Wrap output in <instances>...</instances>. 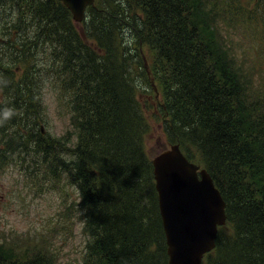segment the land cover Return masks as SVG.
Here are the masks:
<instances>
[{"label":"trees","instance_id":"trees-1","mask_svg":"<svg viewBox=\"0 0 264 264\" xmlns=\"http://www.w3.org/2000/svg\"><path fill=\"white\" fill-rule=\"evenodd\" d=\"M41 72L69 97L60 137L40 127ZM152 120L226 202L203 264H264V0H95L80 24L58 0H0V163L75 190L80 264H169ZM28 237L0 241V264H59Z\"/></svg>","mask_w":264,"mask_h":264},{"label":"rangeland","instance_id":"rangeland-1","mask_svg":"<svg viewBox=\"0 0 264 264\" xmlns=\"http://www.w3.org/2000/svg\"><path fill=\"white\" fill-rule=\"evenodd\" d=\"M40 74L43 81L39 90L44 110L40 127L43 128L45 135L63 136L72 131L69 97L62 94L60 87L50 81L44 72ZM137 83L141 87L145 86L142 87L145 93L138 96V100L142 102L143 99L149 98L151 101L148 92L150 89L143 77H137ZM150 101L152 106L153 103ZM150 124H153V132L147 143L149 153L155 156L154 154H160V151H171L170 146L165 145L164 148L165 134L161 125H156L153 120ZM21 168L0 163V241L4 242L7 239L6 244L11 243L24 248L22 250L27 252L34 249L30 248V243L23 241V237L37 239L36 244L44 249L43 242L39 241L45 239L58 253L59 264H80L86 249V241L76 217L78 212L67 216L65 210L68 205L78 200L75 190L59 192L58 189H53L51 184L34 183L32 177ZM38 178L39 180L37 178L34 180L43 182L40 177Z\"/></svg>","mask_w":264,"mask_h":264},{"label":"water","instance_id":"water-1","mask_svg":"<svg viewBox=\"0 0 264 264\" xmlns=\"http://www.w3.org/2000/svg\"><path fill=\"white\" fill-rule=\"evenodd\" d=\"M74 21L85 18L95 0H58ZM153 160L169 264H203L216 247L218 229L226 224L225 201L213 179L182 154L179 145Z\"/></svg>","mask_w":264,"mask_h":264},{"label":"clouds","instance_id":"clouds-1","mask_svg":"<svg viewBox=\"0 0 264 264\" xmlns=\"http://www.w3.org/2000/svg\"><path fill=\"white\" fill-rule=\"evenodd\" d=\"M10 115H11V113L6 111L5 114H4L5 119H7Z\"/></svg>","mask_w":264,"mask_h":264}]
</instances>
